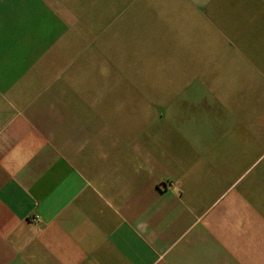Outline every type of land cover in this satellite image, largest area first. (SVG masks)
I'll return each mask as SVG.
<instances>
[{
	"label": "crops",
	"instance_id": "0c3cea01",
	"mask_svg": "<svg viewBox=\"0 0 264 264\" xmlns=\"http://www.w3.org/2000/svg\"><path fill=\"white\" fill-rule=\"evenodd\" d=\"M0 264H264V0H0Z\"/></svg>",
	"mask_w": 264,
	"mask_h": 264
},
{
	"label": "rangeland",
	"instance_id": "374dc122",
	"mask_svg": "<svg viewBox=\"0 0 264 264\" xmlns=\"http://www.w3.org/2000/svg\"><path fill=\"white\" fill-rule=\"evenodd\" d=\"M178 86H172V85H156V86H153V89L157 92H159L160 95H163V96H166V95H169V94H172L173 91H176Z\"/></svg>",
	"mask_w": 264,
	"mask_h": 264
}]
</instances>
